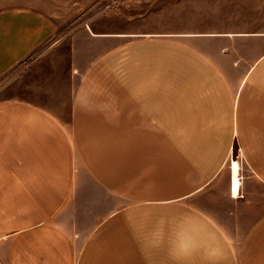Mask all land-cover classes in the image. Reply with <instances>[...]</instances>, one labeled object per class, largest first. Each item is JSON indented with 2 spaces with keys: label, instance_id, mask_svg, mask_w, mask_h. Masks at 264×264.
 I'll list each match as a JSON object with an SVG mask.
<instances>
[{
  "label": "crops",
  "instance_id": "obj_1",
  "mask_svg": "<svg viewBox=\"0 0 264 264\" xmlns=\"http://www.w3.org/2000/svg\"><path fill=\"white\" fill-rule=\"evenodd\" d=\"M56 33L0 11V264H264V30Z\"/></svg>",
  "mask_w": 264,
  "mask_h": 264
},
{
  "label": "rangeland",
  "instance_id": "obj_2",
  "mask_svg": "<svg viewBox=\"0 0 264 264\" xmlns=\"http://www.w3.org/2000/svg\"><path fill=\"white\" fill-rule=\"evenodd\" d=\"M11 8L46 14L57 30L54 40L96 19H112L122 29L162 34L264 30V0H0V11ZM248 51L252 59L254 54ZM233 157L232 170L233 161L240 159L238 150Z\"/></svg>",
  "mask_w": 264,
  "mask_h": 264
},
{
  "label": "bare ground",
  "instance_id": "obj_3",
  "mask_svg": "<svg viewBox=\"0 0 264 264\" xmlns=\"http://www.w3.org/2000/svg\"><path fill=\"white\" fill-rule=\"evenodd\" d=\"M235 160V159H234ZM233 167L234 170H232L233 174H232V191L234 193V195H238L239 194V189H240V173H239V163L236 160L233 161Z\"/></svg>",
  "mask_w": 264,
  "mask_h": 264
}]
</instances>
